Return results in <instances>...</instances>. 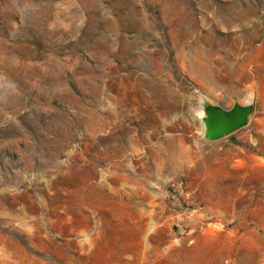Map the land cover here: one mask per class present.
I'll return each mask as SVG.
<instances>
[{
  "label": "rangeland",
  "instance_id": "rangeland-1",
  "mask_svg": "<svg viewBox=\"0 0 264 264\" xmlns=\"http://www.w3.org/2000/svg\"><path fill=\"white\" fill-rule=\"evenodd\" d=\"M221 197L264 225V0H0V264H219Z\"/></svg>",
  "mask_w": 264,
  "mask_h": 264
},
{
  "label": "crops",
  "instance_id": "crops-1",
  "mask_svg": "<svg viewBox=\"0 0 264 264\" xmlns=\"http://www.w3.org/2000/svg\"><path fill=\"white\" fill-rule=\"evenodd\" d=\"M255 158H238L231 161V181L223 182L221 196L231 190L238 189L239 195L253 196L254 184L247 175L255 167ZM250 186V187H249ZM251 203L245 202L241 208L233 202L222 199L216 204L215 216L219 219L212 222H199L196 234L188 236V247L201 246L202 250H211L215 261L222 264L224 260H232L237 264H264V225L239 221L238 210H248ZM208 209V210H209ZM238 217V218H237ZM189 232H192L193 226Z\"/></svg>",
  "mask_w": 264,
  "mask_h": 264
},
{
  "label": "water",
  "instance_id": "water-1",
  "mask_svg": "<svg viewBox=\"0 0 264 264\" xmlns=\"http://www.w3.org/2000/svg\"><path fill=\"white\" fill-rule=\"evenodd\" d=\"M252 113L253 106L211 107L207 111L204 133L209 140L223 138L244 127Z\"/></svg>",
  "mask_w": 264,
  "mask_h": 264
},
{
  "label": "built area",
  "instance_id": "built-area-1",
  "mask_svg": "<svg viewBox=\"0 0 264 264\" xmlns=\"http://www.w3.org/2000/svg\"><path fill=\"white\" fill-rule=\"evenodd\" d=\"M225 264H237V263L234 262V261H228V262H226Z\"/></svg>",
  "mask_w": 264,
  "mask_h": 264
}]
</instances>
